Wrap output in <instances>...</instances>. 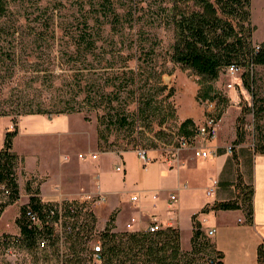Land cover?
<instances>
[{
    "label": "rangeland",
    "instance_id": "1",
    "mask_svg": "<svg viewBox=\"0 0 264 264\" xmlns=\"http://www.w3.org/2000/svg\"><path fill=\"white\" fill-rule=\"evenodd\" d=\"M157 1L111 0L118 13L114 17L106 12L107 0H0V148L5 132L16 128L12 148L19 157L16 174L20 187V196L7 204L0 214V264H62L67 250L61 249L55 236L43 247L27 245L17 239L16 217L28 198L27 182L39 191L42 184L44 188L60 192H69L73 188L74 172L69 166L84 162L79 153H86L90 148L98 151L101 167L110 169L114 168L117 156L102 153V150L119 153L140 147L146 151L162 150L170 156L177 152L181 156L187 151L193 152V146L189 144L180 147L178 125L186 117L193 119L189 115L194 118L200 115L203 118L200 124L204 123L209 114L208 100L215 103L218 132L222 112L231 106L224 123L240 124L245 131L244 146L247 148L264 129V116L255 118L251 110L253 98L264 99V64H255L250 69L254 95L243 85L245 69L242 66L234 72L221 70L216 79L201 82V77L190 68L169 59L171 30L162 25H151ZM130 7L134 15L143 16L144 23L134 22L128 14L125 16ZM261 13H264V2L250 0V23L254 27L252 40L255 43L264 40ZM84 19L86 26L97 31L98 36L95 51L86 56L71 53L76 49L75 35L84 26ZM139 29L146 32L151 41L153 38L159 40L154 62H146L150 71L143 86L153 94L146 109V119L138 116V93L132 95L128 91L132 85L123 87L121 82L118 99L109 101L104 93L101 94L113 89L109 84L111 71L123 66L124 56L134 47L133 40ZM137 63L133 56L127 59L126 66L136 69ZM79 83L86 91L96 93L95 102H102L104 107L91 108L92 103L82 101L80 111L24 113L23 110L37 106L54 108L65 98L72 97ZM207 84H211V93L216 97L199 99V88ZM169 90L171 95L167 96ZM79 94L77 97L82 98L83 93ZM235 106L237 112L240 107L236 117ZM106 108H117V112L126 115L128 122L126 126L113 128L103 140L98 138L97 129L99 116ZM162 114H165L164 119ZM238 116L241 119L237 121ZM195 141V144L200 143L198 138ZM230 145L229 151L233 150L234 156L241 153L237 146ZM238 163L239 169V159ZM4 198L0 190V200ZM132 228L125 226L123 229ZM98 240L92 238L91 244ZM181 247L189 249L191 243L187 247L181 244ZM89 248L80 249L79 264H89Z\"/></svg>",
    "mask_w": 264,
    "mask_h": 264
},
{
    "label": "trees",
    "instance_id": "2",
    "mask_svg": "<svg viewBox=\"0 0 264 264\" xmlns=\"http://www.w3.org/2000/svg\"><path fill=\"white\" fill-rule=\"evenodd\" d=\"M107 11L117 17L113 2L107 0ZM112 6V7H111ZM132 7L127 8L124 13L134 22L144 23L142 15H134ZM84 19V26L76 33L75 51L83 56L92 54L95 51L97 31L89 28ZM151 25H162L172 32V42L169 45L168 57L171 61L182 67L190 68L199 75L201 82L216 79L221 70L229 65L244 67L242 78L243 85L254 95L252 84L253 77L250 69L255 64H264V40L255 43L252 40L254 27L250 23V0H158L155 4V16ZM147 33L139 29L133 40L134 47L131 52L124 56L123 66L111 71L109 84L113 89L101 94L107 96L109 101L118 99V92L121 91L118 85L123 82V87L132 85L128 89L140 102L138 116L146 119L148 103L153 100V94L147 91L143 82L147 80V73L150 66L146 62H154L156 45L159 40L153 38L151 41ZM121 55V54H120ZM136 57L137 68L126 66L127 59ZM82 74V73H81ZM75 76V75H73ZM92 82V81H91ZM89 82V83H91ZM88 83V82H86ZM94 83V81H93ZM94 85V84H92ZM82 98H78L79 93ZM211 84L202 85L198 92L199 99L216 97L212 94ZM100 94V98H101ZM117 95V96H115ZM167 96L171 92H167ZM97 94L86 91L82 84H78L72 97L65 98L61 104L54 108L37 106L24 113H65L80 111L82 101L92 103L91 108H99L102 102L97 101ZM101 103V104H100ZM109 103V102H108ZM110 106V104H108ZM117 108L111 110L106 108L105 113L99 116L97 129L98 138L106 140L108 132L117 126H126L127 118L123 113L117 112ZM253 116L260 118L264 116V99L253 98L251 107ZM220 115V111L217 112ZM165 118V114H162ZM241 116L237 117V121ZM104 125V128L101 127ZM180 138L188 144L193 143L197 128L192 118H184L178 125ZM17 129L7 130L4 134L3 144L0 148V190L5 198L0 200V214L4 207L15 201L20 196V187L17 180L16 165L18 154L13 150V138ZM245 131L239 123L236 124V137L234 142L244 140ZM179 138V139H180ZM255 152L264 153V129L256 136L253 142ZM26 189L28 198L20 207V214L16 217L19 228L17 239L27 245L36 244L40 240L56 241L61 249L67 250L66 258L62 264H79L80 249H88L89 264H221L223 253L218 250L206 234L197 213L192 215L193 227L190 237L191 247L183 249L180 242V230L177 226L167 225L154 231L146 228L138 229H114L115 212L109 218L102 229L96 228V216L90 209H77L69 211V203L61 201V210L55 206L58 201H44L40 191L33 189L30 182H27ZM241 203L237 199L214 201L206 204L201 211L212 209H231L243 206L246 213V220L250 221L252 213L251 192L243 191ZM75 204L77 200H73ZM81 205L80 207H82ZM53 210V212H52ZM34 214L37 223L30 217ZM61 215V230L54 228L53 222ZM92 238L100 240V260L96 262L92 251ZM64 256V252H62ZM258 264H264V251L262 245L257 248Z\"/></svg>",
    "mask_w": 264,
    "mask_h": 264
},
{
    "label": "crops",
    "instance_id": "3",
    "mask_svg": "<svg viewBox=\"0 0 264 264\" xmlns=\"http://www.w3.org/2000/svg\"><path fill=\"white\" fill-rule=\"evenodd\" d=\"M230 107L222 112L223 120L217 137L202 140L203 145L211 150L205 158L196 157L194 151H187L183 156L178 152L170 156L162 150L148 149V162L144 165L136 149L119 153L100 150L116 154L115 165L122 159L124 171L115 170V166L110 169L101 167L96 151L95 158H87L89 161L82 159L84 162L69 166L75 178L69 192L44 188L42 184L40 196L44 201H55L64 196L81 197L85 192L102 193L104 202L93 206L97 229H102L109 215L115 212L116 230L123 229L132 216L137 219L132 229L146 228L155 220L161 227L177 226L180 242L187 247L192 235V215L199 213L209 201L204 187L210 177H216L218 184L210 203L228 199H237L241 203L243 191L250 189V221L246 220L242 205L231 209L210 208L202 213L205 219L202 226L215 228L210 239L223 253L221 264H258V246L262 245L264 251V153L255 152L253 145L247 148L244 140L234 142L236 126L231 122L224 123ZM234 109L236 117L240 107L238 112L237 106ZM189 116L193 117L196 125L203 120L200 115L195 118ZM230 144L241 149V153L234 156L233 150L227 149ZM87 152L94 150L90 148ZM170 193L177 195L175 205L169 203ZM133 195L137 196L135 200L131 199Z\"/></svg>",
    "mask_w": 264,
    "mask_h": 264
},
{
    "label": "built area",
    "instance_id": "4",
    "mask_svg": "<svg viewBox=\"0 0 264 264\" xmlns=\"http://www.w3.org/2000/svg\"><path fill=\"white\" fill-rule=\"evenodd\" d=\"M227 71L230 72H234L239 70V66L237 65H229L226 68ZM206 106H207V111H209V114L207 115V119L205 120L204 123L199 124L197 127V131L196 134L194 135V141H193V151L196 157L198 158H205L208 155H210L211 150L209 147L203 145L202 140H206V139H211V138H215L218 135V119L216 117V114L214 112V106L215 103L213 100H208L206 102ZM196 138H198V140L200 141L199 144H195V140ZM188 143L183 139L180 138L179 139V145L180 147H184L186 146ZM227 149L230 150L231 149V145L227 146ZM136 152L138 157L141 159V161L143 162V164H147L148 162V156H147V151L145 149H142L140 147L136 148ZM96 152H86V153H79V157L81 159H86L88 158H95L96 157ZM115 170L123 172L124 171V162L122 159H120L117 164L115 165ZM218 184V178L216 177H210L208 183L205 185L204 187V193L205 196L209 199V201L207 202V204H211L210 200L214 197L215 195V189L217 187ZM185 185V184H184ZM136 195L131 196L132 200L136 199ZM73 200H77L79 204H75L73 202ZM105 200V196L102 193H89V192H85L83 193V195L81 197H76V198H71L68 196H64L63 198L59 199V200H55L58 201V205L55 206V208L59 211L61 210V201H65L69 203V211H73L74 208L77 209H90L93 211V206L100 204L102 202H104ZM177 202V195L175 193H170L169 194V203L170 205H175V203ZM81 205H83L82 207H80ZM207 211V210H206ZM53 212V210H52ZM94 212V211H93ZM205 211H200L199 213L197 212V219L200 221L201 224H203L204 222V218L202 213H204ZM30 217L34 220L35 223H37V218L34 214H30ZM61 220L62 217L61 215L59 216V218L57 220H55L53 222L54 224V228L57 231L61 230ZM136 217L132 216L129 218V220L126 222V227L131 228L134 224V222H136ZM148 229L151 231H154L156 229H159L161 227V225L156 222L155 220H152V222H150L148 224ZM204 231L206 232V234L208 236L212 235L215 231L214 227H207L206 229L204 228ZM39 246H45V240H40L39 242ZM101 250V243L100 240L97 241V243H92V251L94 253V259L96 260V262H99L100 260V255L99 252Z\"/></svg>",
    "mask_w": 264,
    "mask_h": 264
},
{
    "label": "bare ground",
    "instance_id": "5",
    "mask_svg": "<svg viewBox=\"0 0 264 264\" xmlns=\"http://www.w3.org/2000/svg\"><path fill=\"white\" fill-rule=\"evenodd\" d=\"M264 2V0H262ZM261 18L264 20V13H261Z\"/></svg>",
    "mask_w": 264,
    "mask_h": 264
}]
</instances>
